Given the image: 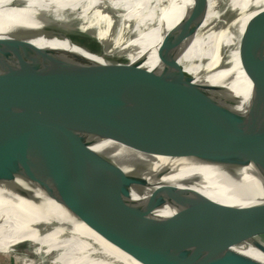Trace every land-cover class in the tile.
<instances>
[{
	"label": "water",
	"instance_id": "obj_1",
	"mask_svg": "<svg viewBox=\"0 0 264 264\" xmlns=\"http://www.w3.org/2000/svg\"><path fill=\"white\" fill-rule=\"evenodd\" d=\"M192 1L196 9L209 3ZM82 25L48 27L32 39L78 44L86 35ZM182 50L177 45L164 57L173 62ZM73 54L27 41L0 62V184L26 199L31 195L14 182L37 186L140 264H264L235 250L250 244L264 254V203L230 206L159 184L168 170L145 171L151 183L143 173H123L73 191L51 174L72 160L40 148L63 138L85 144L87 136L144 157L218 161L231 170L253 165L264 183V79L252 86L245 110L236 93L159 109L161 93L182 73L111 74L90 62L62 68ZM145 189L148 197L135 200L133 191ZM166 206L175 212L159 216ZM28 244L34 253L38 246L30 241L15 248Z\"/></svg>",
	"mask_w": 264,
	"mask_h": 264
},
{
	"label": "bare ground",
	"instance_id": "obj_2",
	"mask_svg": "<svg viewBox=\"0 0 264 264\" xmlns=\"http://www.w3.org/2000/svg\"><path fill=\"white\" fill-rule=\"evenodd\" d=\"M167 1L170 5L166 7ZM173 1L0 0V62L29 41L43 48L72 51L73 56L62 65L70 68L76 66L72 63L75 49L92 39L94 53L86 60L77 59L79 65L90 62L123 75L182 73L183 79L161 93L162 100L159 97L154 104L159 109L230 93L241 98L238 109L248 108L252 86L264 79V0H209L198 9L192 8V0ZM74 22L82 23L86 32L78 44L32 39L48 27L71 28ZM177 45L183 46V52L175 61H167L164 55ZM83 138L85 144L78 138H63L40 146L72 160L51 174L73 191L123 173H143L151 183L154 178L145 171L168 170L159 184L192 189L230 206H252L249 191L254 205L264 203V183L253 165L231 170L218 161L206 164L187 158L144 157ZM216 156L214 151L212 160ZM14 184L31 198L20 197L0 184V242L28 232L29 241L36 240L60 255L59 260L54 258L55 264H140L83 223L74 226L55 219L68 210L37 186L20 179ZM149 194L148 189L133 191L135 200ZM174 212L166 206L157 214L167 217ZM68 229L72 230L69 234ZM75 231L82 234L77 236ZM235 250L259 262L264 259L250 244Z\"/></svg>",
	"mask_w": 264,
	"mask_h": 264
},
{
	"label": "rangeland",
	"instance_id": "obj_3",
	"mask_svg": "<svg viewBox=\"0 0 264 264\" xmlns=\"http://www.w3.org/2000/svg\"><path fill=\"white\" fill-rule=\"evenodd\" d=\"M94 45H95V40L90 39L86 41L84 44H81L80 46H78L75 49L76 59H73L72 63L77 66L80 64V62H78L77 59H80V58H83L84 60L88 59L94 53L90 49V47ZM255 175H258L260 177L259 174H255ZM256 184H258V182H256ZM242 187L247 190V186L245 183H243ZM246 193L248 194V197H249L248 203L254 205V202L249 194V191L248 192L246 191ZM55 219L62 221V222H68V223L73 222L74 226L79 225L81 223L69 211L57 216ZM71 232H72L71 229L67 230V234ZM75 233L76 231L73 234ZM81 234L82 233H76L77 236ZM29 237H30L29 233L26 232L18 236L17 239L10 238V239H6L5 241H1L0 242V264H55L57 261L53 263V260H55L54 258H58L57 260H59L60 255H58L54 251L48 250L44 246L40 245V243L36 240H35L36 242L34 240L30 241L31 243H34L35 245L38 246V248L34 251V253H33V250L35 249V246L32 244H28V245L15 248L17 245L24 243L26 241L25 238L28 239L29 241ZM261 261L264 262V259Z\"/></svg>",
	"mask_w": 264,
	"mask_h": 264
}]
</instances>
